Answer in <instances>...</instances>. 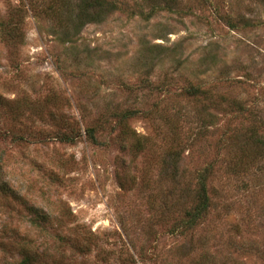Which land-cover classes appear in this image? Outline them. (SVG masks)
Here are the masks:
<instances>
[{
  "label": "rangeland",
  "instance_id": "1",
  "mask_svg": "<svg viewBox=\"0 0 264 264\" xmlns=\"http://www.w3.org/2000/svg\"><path fill=\"white\" fill-rule=\"evenodd\" d=\"M83 1L0 0V264H264V0Z\"/></svg>",
  "mask_w": 264,
  "mask_h": 264
},
{
  "label": "trees",
  "instance_id": "2",
  "mask_svg": "<svg viewBox=\"0 0 264 264\" xmlns=\"http://www.w3.org/2000/svg\"><path fill=\"white\" fill-rule=\"evenodd\" d=\"M79 13L77 16V29H80L84 26V24H94L99 23L102 19L103 14L106 11L111 9V6L106 3V0H84L80 3ZM190 92L192 94H197L196 89H191ZM254 134V133H252ZM255 147L259 150L264 152V142L259 140L255 142ZM204 185H201V188L197 194L198 205L193 211H189L187 213V218H189L188 223L189 225L193 224L196 221L200 220V211H202L208 201L206 190ZM5 187H0V190H3ZM50 221V218L41 219L37 217L30 225L35 229L43 231L45 228V224ZM22 262L15 264H34L35 258L31 255L30 252H26L25 248H22ZM12 264V263H11Z\"/></svg>",
  "mask_w": 264,
  "mask_h": 264
}]
</instances>
